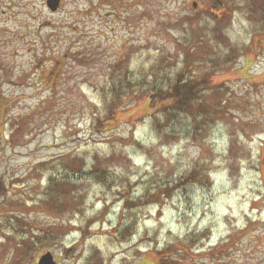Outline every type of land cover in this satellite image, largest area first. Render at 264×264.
Returning <instances> with one entry per match:
<instances>
[{"label":"rangeland","instance_id":"obj_1","mask_svg":"<svg viewBox=\"0 0 264 264\" xmlns=\"http://www.w3.org/2000/svg\"><path fill=\"white\" fill-rule=\"evenodd\" d=\"M60 2L0 0V264H264V0ZM161 55L207 112L132 87Z\"/></svg>","mask_w":264,"mask_h":264},{"label":"trees","instance_id":"obj_2","mask_svg":"<svg viewBox=\"0 0 264 264\" xmlns=\"http://www.w3.org/2000/svg\"><path fill=\"white\" fill-rule=\"evenodd\" d=\"M219 6V2L215 3V8ZM168 57L161 55L156 63L151 66L150 75L143 80L136 81L130 80L132 87L141 86L142 92L144 90L146 93H150L157 100H160L163 103V110L165 112L164 117L167 121H170L172 118H175L178 114H185L190 118H193L201 110L207 112L206 106L203 104V89L207 85V77H202L204 80H198L193 76L191 71L190 63L185 61V66L179 70L175 76H171L168 73V67H165V61ZM226 62V61H225ZM135 84V85H134ZM118 88H123L122 85ZM115 99L112 103L109 104V114L114 116L115 110L122 106L123 98L125 97L122 90L113 91ZM162 109V108H161ZM154 114V113H153ZM155 115V114H154ZM113 116L111 118H113ZM66 169L69 166L63 164ZM194 175H191L193 177ZM51 183L55 182V178L50 179ZM7 186L0 185V200L7 196ZM158 193H160L158 191ZM128 229V228H127ZM123 230L120 234L124 236L128 230ZM188 239V240H192ZM31 242V239L26 240L24 245H28ZM173 247H167L166 250H172ZM168 253V252H167ZM166 254V251H165Z\"/></svg>","mask_w":264,"mask_h":264},{"label":"water","instance_id":"obj_3","mask_svg":"<svg viewBox=\"0 0 264 264\" xmlns=\"http://www.w3.org/2000/svg\"><path fill=\"white\" fill-rule=\"evenodd\" d=\"M48 8L52 12H56L60 5V0H47ZM196 7V4L194 5ZM37 264H58L55 262L54 257L51 253H47L46 255L42 256Z\"/></svg>","mask_w":264,"mask_h":264},{"label":"flooded vegetation","instance_id":"obj_4","mask_svg":"<svg viewBox=\"0 0 264 264\" xmlns=\"http://www.w3.org/2000/svg\"><path fill=\"white\" fill-rule=\"evenodd\" d=\"M60 5H61V2H60ZM61 7V6H60Z\"/></svg>","mask_w":264,"mask_h":264}]
</instances>
